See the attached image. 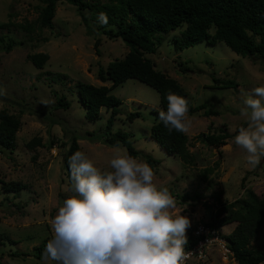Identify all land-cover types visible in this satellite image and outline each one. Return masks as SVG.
I'll list each match as a JSON object with an SVG mask.
<instances>
[{
  "label": "rangeland",
  "instance_id": "rangeland-1",
  "mask_svg": "<svg viewBox=\"0 0 264 264\" xmlns=\"http://www.w3.org/2000/svg\"><path fill=\"white\" fill-rule=\"evenodd\" d=\"M41 5L42 0H0V22H10L0 28V108L5 107L19 120L14 148L0 150V180L25 184L16 193L5 191L0 185V264H51L52 260L46 257L11 252H31L43 237L50 234L54 238L52 220L64 200L76 195L73 181L66 178L61 162L71 135L76 136L81 151L101 172L112 171L110 160L117 150L121 153L125 150L121 143L104 142L102 128L108 110L101 107L99 117L94 120L84 117L73 83L81 80L94 85L109 84L108 80L97 78V67L121 57L128 46L118 37L86 31L76 7L65 0L55 1L52 25L38 27L32 21ZM179 30L177 27L163 34L155 50L145 55L156 69L181 84L191 104L205 102L216 112L188 113L191 127L186 135L193 160L183 162L147 135L157 118L154 110L160 108L159 98L154 88L136 78L128 77L110 90L120 100V111L110 131L122 129L129 133L128 139L138 151L133 158L138 161H142L144 154L158 159L153 167L154 183L158 190L167 188L176 199L177 214L190 219L191 225L186 230L189 233L196 222L208 221L206 205L216 202V195L220 200L231 201L246 196L248 191L258 196L264 192V157L253 168L246 161V151L234 142L239 134L234 132L236 124L245 120L243 127L247 126L248 118L241 115L245 98L254 95V88L264 86V68L260 59L242 56L220 40L212 44L201 40L178 48L172 38ZM95 37L99 40L96 47ZM10 39L13 43L6 50ZM36 51L48 55L41 67L27 58V54ZM182 67L186 70H181ZM228 79L234 84L224 86L222 81ZM54 91L68 100L66 108L53 106ZM131 110L139 115L128 120L125 115ZM208 125L211 131L224 128L229 134L225 143L217 147L220 155L216 147L194 138L197 132L206 131ZM32 136H39L41 144L30 150L24 143ZM193 190L200 197H193ZM232 226L233 222H227L218 230L226 233ZM249 245L264 248V229ZM188 262L235 264L230 252L223 253L214 246L201 259Z\"/></svg>",
  "mask_w": 264,
  "mask_h": 264
},
{
  "label": "trees",
  "instance_id": "trees-1",
  "mask_svg": "<svg viewBox=\"0 0 264 264\" xmlns=\"http://www.w3.org/2000/svg\"><path fill=\"white\" fill-rule=\"evenodd\" d=\"M56 0H42L43 5L39 8L36 19L32 21L38 27L52 25V15ZM76 7L80 20L86 31L99 32L108 38H120L128 49L121 57L109 60L104 67L98 66L96 76L100 81L108 80L109 84L94 85L89 82L76 80L74 89L77 100L83 107L84 117L94 120L100 115V108L108 110L105 123L102 128L104 142L109 145L121 143L127 153L136 157L138 151L132 146L128 139L129 133L122 129L110 131L115 115L120 111L118 97L110 90L120 84L128 77L142 81L158 93L159 109L154 111L157 114L156 120L150 125L148 136L153 138L159 146L167 153L177 155L183 162L193 160L192 153L188 150V137L186 133L176 130L169 131L159 118L160 111L167 110V95L169 93L184 97L188 101L189 111H201L202 115L215 114V110L207 107L205 102L191 104L186 90L173 77L154 67V62L145 55L152 53L160 43L162 35L180 27L179 33L172 38L174 46L178 48L192 45L198 41L215 43L220 40L231 50L251 58L260 59L264 68V0H65ZM100 13L108 18V24L102 25L98 20ZM9 20L1 21L0 28L9 25ZM22 25L23 24H19ZM211 28V31H210ZM2 36H0V41ZM99 40H93L96 47ZM10 39L5 49L9 50L12 45ZM47 53L36 51L27 54V58L36 67H41ZM180 64V63H178ZM186 70V67L180 68ZM57 75V73H54ZM53 77H51L52 79ZM212 80H217L212 77ZM224 86L234 84L230 79L222 81ZM55 92V91H54ZM56 93V92H55ZM68 100L63 94L55 95L54 107L66 108ZM139 115L136 110L127 112L125 118L131 120ZM246 124L245 120L239 121L234 129H239ZM19 126L17 117L5 107L0 108V150L10 151L15 146V132ZM89 134V133H88ZM228 132L224 128L218 131H211L209 125L206 131L197 132L194 135L198 139L213 147H219L225 143ZM41 144L39 136H32L25 141L27 149H33ZM76 151H81L76 136L71 135L65 150L61 156L62 168L69 181L71 180L69 157ZM82 152V151H81ZM220 155V150L217 148ZM142 161L147 162L152 168L158 163V159L149 154H144ZM212 168H209V171ZM103 173V172H102ZM1 188L5 191L15 193L25 187L20 181L0 180ZM189 193H184L187 196ZM193 197H200L199 193L193 190ZM216 202H210L208 207L207 224L219 227L227 222H233L232 228L221 233L225 240L235 264H258L264 263V248L252 247L250 240L258 232L264 229V192L261 196L248 191L246 196L237 197L231 201L220 200L215 196ZM189 246L193 239L190 232L186 233ZM49 235L43 237L35 244L31 252L12 251L11 254H31L36 258L45 256L46 245ZM10 242H15L7 238ZM185 246V247H186ZM51 264H57L52 260Z\"/></svg>",
  "mask_w": 264,
  "mask_h": 264
},
{
  "label": "clouds",
  "instance_id": "clouds-1",
  "mask_svg": "<svg viewBox=\"0 0 264 264\" xmlns=\"http://www.w3.org/2000/svg\"><path fill=\"white\" fill-rule=\"evenodd\" d=\"M98 20L108 24L104 13ZM252 92L241 109L247 126L234 142L255 168L264 157V86ZM166 98L160 120L169 131L188 133V101L173 93ZM68 165L76 195L64 200L52 220L54 238L46 245V258L57 264H185L190 219L177 214V201L167 188L158 190L147 162L117 150L110 160L112 171L102 173L76 151Z\"/></svg>",
  "mask_w": 264,
  "mask_h": 264
},
{
  "label": "built area",
  "instance_id": "built-area-1",
  "mask_svg": "<svg viewBox=\"0 0 264 264\" xmlns=\"http://www.w3.org/2000/svg\"><path fill=\"white\" fill-rule=\"evenodd\" d=\"M190 236L193 242L185 247V251L190 253L189 259L185 261V264H189L188 261L191 259H201L206 251L213 246L223 253L230 252L218 228L206 222H196L190 231Z\"/></svg>",
  "mask_w": 264,
  "mask_h": 264
},
{
  "label": "crops",
  "instance_id": "crops-1",
  "mask_svg": "<svg viewBox=\"0 0 264 264\" xmlns=\"http://www.w3.org/2000/svg\"><path fill=\"white\" fill-rule=\"evenodd\" d=\"M49 237H50L49 239H53L52 236H51L50 234H49Z\"/></svg>",
  "mask_w": 264,
  "mask_h": 264
}]
</instances>
